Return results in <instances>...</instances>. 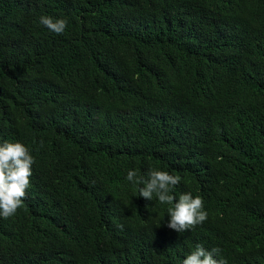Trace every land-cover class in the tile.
Here are the masks:
<instances>
[{
  "label": "trees",
  "instance_id": "16d2710c",
  "mask_svg": "<svg viewBox=\"0 0 264 264\" xmlns=\"http://www.w3.org/2000/svg\"><path fill=\"white\" fill-rule=\"evenodd\" d=\"M4 141L35 162L0 264H264V0H0ZM150 169L207 220L168 228Z\"/></svg>",
  "mask_w": 264,
  "mask_h": 264
},
{
  "label": "clouds",
  "instance_id": "9594fccd",
  "mask_svg": "<svg viewBox=\"0 0 264 264\" xmlns=\"http://www.w3.org/2000/svg\"><path fill=\"white\" fill-rule=\"evenodd\" d=\"M40 23L50 31L62 34L67 26L65 19H53L41 16ZM34 157L30 150L20 142L4 141L0 143V216L7 219L16 214L23 206L26 189L31 186L32 165ZM126 179L139 187V196L145 200H153L155 196L159 203L167 204V227L177 233L192 230L204 223L208 213L204 210V202L200 196L191 192L173 194L180 183L179 175L167 171L150 169L147 178L138 175L136 170H130ZM212 211V210H210ZM219 248L208 250L197 244L195 250L186 256L182 264H226V261L214 258L220 253Z\"/></svg>",
  "mask_w": 264,
  "mask_h": 264
}]
</instances>
